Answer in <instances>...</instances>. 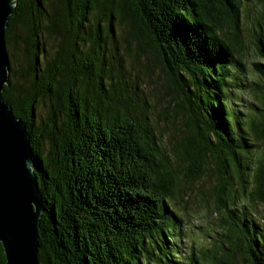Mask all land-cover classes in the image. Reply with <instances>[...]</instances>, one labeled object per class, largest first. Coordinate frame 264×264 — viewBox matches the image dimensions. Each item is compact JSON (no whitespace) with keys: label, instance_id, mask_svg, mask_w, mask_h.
<instances>
[{"label":"trees","instance_id":"trees-1","mask_svg":"<svg viewBox=\"0 0 264 264\" xmlns=\"http://www.w3.org/2000/svg\"><path fill=\"white\" fill-rule=\"evenodd\" d=\"M255 3L264 15V0H17L2 96L30 135L44 208L38 264H264L254 209L264 205V66L252 63L249 112L237 68ZM255 21L262 34L264 16ZM148 56L166 132L128 65ZM205 174L216 183L197 204L219 216V239L185 255L179 189Z\"/></svg>","mask_w":264,"mask_h":264},{"label":"water","instance_id":"water-1","mask_svg":"<svg viewBox=\"0 0 264 264\" xmlns=\"http://www.w3.org/2000/svg\"><path fill=\"white\" fill-rule=\"evenodd\" d=\"M16 2L0 0V244L5 264H38L44 208L33 172L30 135L2 96L9 82L5 31Z\"/></svg>","mask_w":264,"mask_h":264},{"label":"rangeland","instance_id":"rangeland-1","mask_svg":"<svg viewBox=\"0 0 264 264\" xmlns=\"http://www.w3.org/2000/svg\"><path fill=\"white\" fill-rule=\"evenodd\" d=\"M253 9H249V12H244L241 19V33L242 40L245 45V51L242 55V62L244 63V68H238L239 74L243 76L245 89L243 95L241 96V105L249 112V108L256 107L257 101L255 100V89L251 84L253 81L260 79L259 75L253 70L254 62H261L264 66V62L258 56L256 52L255 42L257 38H260L264 41V29H262V34L258 33V28L256 25L255 19L263 17L262 10L260 5L255 3L252 5ZM262 37V38H261ZM15 59V69L19 71L21 69L20 64L22 63L21 54L16 51ZM136 59H129L128 65L134 67V71L138 74V84L141 86V94L151 105L154 106L153 118L160 122L161 132L166 130H171L172 127L167 128L165 124V119L160 116V112L164 106L167 104V99L164 98V93L161 87V80L158 78L159 72L157 69L152 70L149 74L146 73L147 66H153L151 57L141 58L139 61V66L135 63ZM159 92L162 94L159 95ZM164 99V100H162ZM161 100V101H160ZM168 136L160 138L161 144L165 147H169V142L172 141V136L168 133ZM200 168H192L190 171H199ZM187 173L184 169L179 170V176L184 177ZM215 178L205 174L202 180H199L197 183L192 184L190 189H187V186L183 184L180 186L181 193V202L176 205L175 213L178 214L181 218L180 222H176V225L179 226V236L181 241L182 252L186 255L190 250L195 254L202 251L203 249L210 248L218 237L219 233V216L216 212H213L212 208L198 205L197 201L200 199L201 190L209 192L211 188L215 185ZM183 205L186 206V210H183ZM254 209L257 210L258 216L264 222V205L255 204Z\"/></svg>","mask_w":264,"mask_h":264}]
</instances>
